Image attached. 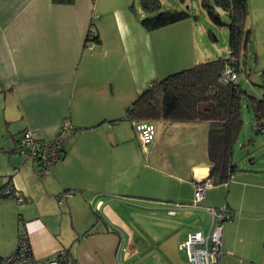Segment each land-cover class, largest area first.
Segmentation results:
<instances>
[{
  "label": "crops",
  "instance_id": "crops-1",
  "mask_svg": "<svg viewBox=\"0 0 264 264\" xmlns=\"http://www.w3.org/2000/svg\"><path fill=\"white\" fill-rule=\"evenodd\" d=\"M137 1L0 0V190L24 196L0 198V259L25 233L38 259L64 250L77 264H189L179 245L209 231L204 208L226 206L233 215L217 264H264V148L190 208L193 182L211 171L206 126L149 122L153 135L143 143L124 119L153 82L205 57L185 49L195 50L188 19L148 32L135 17ZM169 33L176 69L162 68ZM90 34L98 44L85 43ZM62 127L72 129L66 154L42 177L15 153L17 141L25 131L49 141ZM138 210L156 222L184 211L208 221L158 236L146 233ZM134 221L145 227L133 229Z\"/></svg>",
  "mask_w": 264,
  "mask_h": 264
},
{
  "label": "trees",
  "instance_id": "trees-1",
  "mask_svg": "<svg viewBox=\"0 0 264 264\" xmlns=\"http://www.w3.org/2000/svg\"><path fill=\"white\" fill-rule=\"evenodd\" d=\"M53 4L70 5L74 0H51ZM208 0L202 1L210 20L220 26L223 23L215 11L218 9L228 18L229 55L208 62L198 63L153 82L126 110L124 119L133 124L143 122L203 123L206 126V157L211 164L209 178L218 184L228 183L237 172L232 161L233 146L242 131V101L249 103L255 119V132L264 134V72L260 97L249 95L235 82L224 81L227 71L236 76L242 72L239 57L248 42L246 30L248 16L247 0ZM141 12L145 15L140 25L148 32L178 24L188 18L186 12H162L161 0H139ZM91 34L93 31L90 32ZM87 35L85 43L98 44L99 39ZM212 41H216L210 33ZM249 77V76H247Z\"/></svg>",
  "mask_w": 264,
  "mask_h": 264
},
{
  "label": "rangeland",
  "instance_id": "rangeland-1",
  "mask_svg": "<svg viewBox=\"0 0 264 264\" xmlns=\"http://www.w3.org/2000/svg\"><path fill=\"white\" fill-rule=\"evenodd\" d=\"M202 1L203 0H161L162 12H186L188 14V21L186 23L189 24L191 28L192 34L190 35V40L192 42L194 41L195 50H191L189 47L190 45H186L185 49L188 48L187 52L195 51L197 57H199L200 54L205 55V57L200 58L201 63L219 58H226L229 55L228 29L225 26L228 23V18L224 13L215 9L223 25L218 26L214 24L207 15L205 8L202 6ZM207 3L213 5L212 0H208ZM247 4L248 16L246 20V30L249 33V38L246 46L243 48V53L239 57V66L242 72L237 75V83L249 95L258 98L262 94V89L258 85L261 83L262 73L264 72V0H247ZM134 9L136 14L135 17H145L140 10L139 1L134 5ZM210 33L215 36V42L211 40ZM172 35L173 33L164 35L165 38L168 37L169 42H165L163 45L162 68L176 69L175 67H177L176 65L178 64V59H175V54L172 53V48L174 47V44L170 42V38L173 37ZM165 38L164 40H166ZM183 43L182 46L184 47L185 41ZM187 52L184 51V53ZM158 70H160V68H158ZM179 71L176 70V72ZM241 118L243 122L242 131L234 143L232 154L233 162L239 167L240 165L248 164L251 156L258 157L261 154L260 149L264 148V134H256L254 115L246 98H243L242 101ZM251 141H253V143ZM138 212V217H142V220L147 225L146 233L150 234L153 232L158 236H168L178 224L180 227H184L183 229H186L194 224L207 223L208 221V217L201 212L184 211L176 218H165L161 222L157 221V223L152 212L139 210ZM131 213L134 214L135 212L132 210ZM133 223H135L132 224L133 229H135V226L145 227V225L140 226L138 221H134ZM161 223L164 224V227H161ZM165 245H167L169 250L168 256L174 255L175 248L173 241L167 240ZM152 246L154 247V244ZM169 259L171 260L170 257H165L166 263L169 262ZM122 264H124L123 261Z\"/></svg>",
  "mask_w": 264,
  "mask_h": 264
},
{
  "label": "built area",
  "instance_id": "built-area-1",
  "mask_svg": "<svg viewBox=\"0 0 264 264\" xmlns=\"http://www.w3.org/2000/svg\"><path fill=\"white\" fill-rule=\"evenodd\" d=\"M237 76L232 71H227L223 80L235 82ZM264 130V121L262 123ZM143 143L149 141L153 133L149 122L134 125ZM72 134V129L62 127L56 136L45 141L39 139L33 132H23L17 141L15 153L23 159V163L30 161L35 165L37 173L45 177L49 174L50 168L65 154V144ZM219 184L216 179L207 178L193 182V199L188 205L190 208H199V203L203 200L206 190L212 189ZM0 198H9L17 203L24 200L21 192L9 186L5 190H0ZM182 205L174 204L175 209H180ZM210 217V228L206 234L192 233L179 245V250L185 254L189 264H217L223 255L222 229L223 223L230 221L232 212L226 207L204 208ZM171 211L170 214H173ZM264 254V246L262 247ZM0 264H77L74 258L66 251L61 250L49 257L38 259L31 253L30 244L25 233L17 238L15 248L11 254L0 259Z\"/></svg>",
  "mask_w": 264,
  "mask_h": 264
},
{
  "label": "water",
  "instance_id": "water-1",
  "mask_svg": "<svg viewBox=\"0 0 264 264\" xmlns=\"http://www.w3.org/2000/svg\"><path fill=\"white\" fill-rule=\"evenodd\" d=\"M210 174H211V171H210Z\"/></svg>",
  "mask_w": 264,
  "mask_h": 264
}]
</instances>
